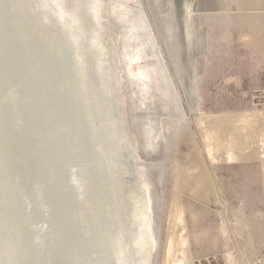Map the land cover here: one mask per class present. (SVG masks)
Returning a JSON list of instances; mask_svg holds the SVG:
<instances>
[{
	"label": "rangeland",
	"instance_id": "obj_1",
	"mask_svg": "<svg viewBox=\"0 0 264 264\" xmlns=\"http://www.w3.org/2000/svg\"><path fill=\"white\" fill-rule=\"evenodd\" d=\"M91 1L113 123L90 80L99 69L101 89L106 76L96 43L84 47ZM91 1L61 0L82 29L73 44L97 153L113 145L108 165L97 156L123 251L141 232L128 207L146 204L149 264H264V0ZM125 183L141 203L122 198ZM140 248L128 264L143 263Z\"/></svg>",
	"mask_w": 264,
	"mask_h": 264
},
{
	"label": "water",
	"instance_id": "obj_2",
	"mask_svg": "<svg viewBox=\"0 0 264 264\" xmlns=\"http://www.w3.org/2000/svg\"><path fill=\"white\" fill-rule=\"evenodd\" d=\"M61 0H0V264H128Z\"/></svg>",
	"mask_w": 264,
	"mask_h": 264
},
{
	"label": "bare ground",
	"instance_id": "obj_3",
	"mask_svg": "<svg viewBox=\"0 0 264 264\" xmlns=\"http://www.w3.org/2000/svg\"><path fill=\"white\" fill-rule=\"evenodd\" d=\"M89 1H91V0H89ZM91 4H89V6L87 7V12H88V15H90V23H91V25H89L90 26V28H91V30H92V33L90 32V36H85L84 38H83V40H85V45H84V47H87V48H85V49H88V50H90L89 48H91V45L92 44H94V43H96V48L98 47V44L100 43V41H101V38H100V32H98V30H99V28H98V24H97V18L95 17V14H94V12H96L95 10H96V8H95V4H92V1L90 2ZM92 6H93V8H92ZM86 12V13H87ZM92 19L94 20V21H92ZM70 23V25H71V22H69ZM89 24V23H88ZM88 24H87V28H88ZM71 33H72V37L73 38H75L76 36H79V33L81 32V28L80 29H78V28H76V27H73V26H71ZM86 33L88 34V32L86 31ZM76 34V36L74 37V35ZM89 35V34H88ZM81 47V46H80ZM87 50V51H88ZM96 50V49H95ZM94 49H91L90 50V52L92 51L93 52V54L96 56V62H97V65H98V67L97 68H99V64H98V62H99V57H100V59H101V63L102 64H104V71H105V73H106V76L104 77L103 76V80L104 81H102L101 82V89L99 88V80H98V73H100V71H99V69L97 70V81L95 80L94 81V78L92 77L90 80H92L93 81V83H94V89L96 88V87H98V93L96 92L97 91V89H96V91L94 90V93H95V95L97 96V97H99L100 98V103L105 107V110L104 111H108L107 113V115H108V123H113V122H115L116 121V118H115V115H114V111H112V106H111V103H110V95H109V93H108V90H109V80H108V78H107V71H106V68H107V64L106 63H104V58L103 57H101V56H98L97 54H98V48H97V51H95ZM85 52H86V50H85ZM102 55H103V51H102ZM79 57V56H78ZM94 64H95V58H94V61H92ZM85 75V74H84ZM89 75V74H88ZM89 77H90V75H89ZM88 77V78H89ZM82 78V77H81ZM85 78V77H84ZM83 79V78H82ZM98 83V86H97V83ZM84 83V82H83ZM86 83V82H85ZM86 86H88V85H86ZM87 94V93H86ZM85 95V94H84ZM86 97V96H85ZM87 100H89L90 101V99H87ZM88 101H86V103H87ZM92 102V101H91ZM96 102V101H95ZM88 103H90V102H88ZM91 104V103H90ZM96 104V103H95ZM89 105V104H88ZM90 106V105H89ZM94 108V107H93ZM103 108V107H102ZM90 109H91V107H90ZM98 109V108H97ZM99 110V109H98ZM100 112H98L97 114H99ZM96 114V115H97ZM95 115V116H96ZM99 115H101V114H99ZM102 119L103 118H107V116L105 117H101ZM91 120H93V119H91ZM99 120V123H100V119H98ZM105 120V119H104ZM101 122H103V120H101ZM105 122H107V121H105ZM107 123V124H108ZM91 124H92V122H91ZM95 124V123H94ZM102 124V123H101ZM104 124V123H103ZM112 125H114V124H112ZM111 125V126H112ZM95 127H96V125H95ZM115 127V126H114ZM110 128V127H109ZM108 129V128H107ZM110 129H112V128H110ZM110 129H108V130H110ZM94 130V129H93ZM102 131V130H101ZM104 131V130H103ZM111 131V130H110ZM113 132H116L115 131V128H114V131ZM97 133H99V132H96L95 134H97ZM107 133V132H106ZM117 133H118V130H117ZM109 134H110V132H109ZM109 134H107V135H109ZM103 135V134H102ZM101 135V136H102ZM112 135H117V134H113L112 133ZM93 136H94V134H93ZM97 136H98V134H97ZM99 136H100V134H99ZM96 137V136H95ZM110 138H111V136H109ZM117 137L118 136H116L115 138L117 139ZM98 138V137H97ZM97 138H96V143H98V142H100V140H97ZM100 138H102V137H99V139ZM112 138H114L113 136H112ZM111 138V139H112ZM114 138V139H115ZM106 139H108V138H106ZM105 139V140H106ZM104 140V139H103ZM117 140H119V139H117ZM107 142L108 141H110V139H108V140H106ZM106 141H104L105 142V145H106ZM112 141H115V140H112ZM101 142H102V140H101ZM111 142V141H110ZM119 142H120V140H119ZM109 143V142H108ZM102 144V143H101ZM101 144L99 143V144H96V146L98 147V145H100L101 146ZM110 144V143H109ZM107 145L108 147L111 145V146H113L112 144H110V145ZM115 144V143H114ZM122 144V143H121ZM104 145V146H105ZM99 146V149L101 148ZM102 147L101 148V150L102 149H104L105 148V150H107V151H109L108 150V147L107 146H105V147ZM110 146V147H111ZM119 146V145H118ZM106 147H107V149H106ZM115 147V146H114ZM117 147V146H116ZM118 149V148H117ZM105 150H103V151H105ZM110 150H111V148H110ZM114 150V149H113ZM98 151V150H97ZM106 151V152H107ZM112 151V150H111ZM111 151H109L110 153H111ZM100 152H102V151H100ZM104 153V155H102V153H101V155H102V158H103V161H102V163L103 162H105V160L104 159H106L107 158V156H105V154L106 155H108L107 153ZM109 153V155L111 156L112 155V153L110 154ZM116 153V152H115ZM99 153H97V155H98ZM100 155V154H99ZM100 155V156H101ZM99 156V157H100ZM103 156H105V158L103 157ZM114 156H115V154H114ZM98 157V158H99ZM112 157V156H111ZM121 157H123V156H121ZM108 158H109V156H108ZM124 158V157H123ZM122 158V162L123 163H125V164H127V162H128V160H127V158L125 159H123ZM112 158H110L109 160H111ZM117 158H116V156H115V158H114V161L116 160ZM113 160V159H112ZM111 160V161H112ZM99 161H101V158L99 159ZM108 160L106 159V163H105V166L106 165H108L107 163H109V162H107ZM114 161H112L113 163H114ZM111 162V163H112ZM102 163H100L102 166H103V164ZM110 163V164H111ZM112 163V164H113ZM116 163H117V160H116ZM115 163V164H116ZM111 164V165H112ZM100 165V166H101ZM111 165L110 166H108V167H111ZM114 165V164H113ZM122 165V164H121ZM102 166H101V168H102ZM104 167V166H103ZM114 167V166H113ZM112 167V168H113ZM116 167V166H115ZM105 169H106V167H105ZM109 169L110 168H108V172H109ZM116 168H114V170H115ZM106 173H108L106 170H104ZM110 171H111V169H110ZM113 171H111V173H112ZM103 172L101 171V174H102ZM117 173V172H116ZM105 175H107V177L109 176L108 174H105ZM111 175V174H110ZM113 175V174H112ZM114 175H117V174H114ZM103 176H104V174H103ZM106 177V176H105ZM110 178V177H109ZM111 178H112V176H111ZM111 178H110V181H109V183L111 182V181H113V179L111 180ZM114 178V177H113ZM106 179V178H105ZM115 180H117L116 178H114ZM107 181H108V178L106 179ZM114 182V181H113ZM116 182V181H115ZM114 182V183H115ZM107 183V185H108V182H106ZM112 183V182H111ZM107 185H106V187H107ZM112 185V186H111ZM110 186V188H108V190H112L111 188L112 187H115V189H116V185L115 186H113V184H111ZM109 186V185H108ZM106 187H105V189H106ZM123 187H124V189H127V190H124L125 192H123V196H122V198L124 197V196H127V195H129V198L127 197L126 199H128L130 202H133V204L135 203V202H140L141 203V201H142V198H141V200H140V197H139V201H138V199H136V194H137V196H138V193H136V191H135V189H133V187H130V184H126L125 183V185H123ZM198 187H200V188H202L201 186H198ZM114 189V190H115ZM117 189H118V186H117ZM116 189V190H117ZM114 190H112V191H114ZM115 190V191H116ZM107 191V190H106ZM114 191V192H115ZM206 190H204V192H205ZM208 191V190H207ZM109 192V191H108ZM118 192V191H117ZM112 193V192H111ZM110 193V194H111ZM116 195L118 196V193H116ZM115 194L113 195L114 197L116 196ZM140 195H143L142 193L140 194ZM143 197H144V195H143ZM114 199V198H113ZM115 201H116V197H115ZM117 201H118V199H117ZM116 203V202H115ZM143 203H145V202H143ZM111 204V203H110ZM115 204H113V205H111V206H114ZM125 206H126V204H125ZM120 210V209H119ZM127 210H125L124 209V213H123V219L125 218V216H127V214L125 213ZM131 212H135V214L133 215ZM128 213H129V216L130 217H139V220H141V221H139L140 222V224H141V226H140V228H139V237H138V239H137V241L135 242V244L134 243H132V245L131 244H129L130 243V240L129 239H131V242L134 240H132V238L133 237H135L134 236V233H133V230H132V232L131 233H129L128 235H129V238H128V240H129V242H128V244L130 245H128V246H126V249H125V251L124 252H126L127 254H129V253H134V255L136 256V255H138L137 253H135V252H133L132 251V249L134 250V248H136V246H141V248H140V257L139 258H144V261H143V263L142 264H149V257H150V254H151V243H152V241H153V238H152V236H151V232H150V223L146 220V217L148 216L147 215V213H148V210H147V205L146 204H143V207H142V210L141 211H138V209L137 208H132V210L129 212V207H128ZM138 213H140L141 215H138ZM119 215H122V214H119ZM145 216V217H144ZM142 217H143V220H142ZM114 218V217H113ZM118 219H119V217H117ZM148 218H149V216H148ZM115 220V219H114ZM118 221H120V220H118ZM123 221H125V219L123 220ZM149 221H150V218H149ZM115 222H116V220H115ZM129 224H128V226L129 225H131V224H133V222H128ZM127 225V224H126ZM125 225V228L128 230V229H130L129 227H127ZM117 226H119L118 224H117ZM132 226V225H131ZM130 226V227H131ZM119 229V228H118ZM132 229V228H131ZM129 231V230H128ZM134 244V245H133ZM132 246H134V247H132ZM154 247V246H153ZM143 256V257H142ZM138 258V257H137ZM131 260V259H130ZM133 260V259H132ZM136 262V261H135Z\"/></svg>",
	"mask_w": 264,
	"mask_h": 264
}]
</instances>
